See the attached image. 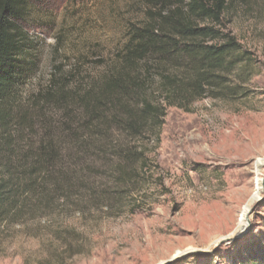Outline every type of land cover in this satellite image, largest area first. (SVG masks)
I'll return each instance as SVG.
<instances>
[{
    "label": "trees",
    "instance_id": "16d2710c",
    "mask_svg": "<svg viewBox=\"0 0 264 264\" xmlns=\"http://www.w3.org/2000/svg\"><path fill=\"white\" fill-rule=\"evenodd\" d=\"M144 1L143 22L130 27L116 62L96 81L71 90L55 80L25 104L21 23L31 0H0V255L25 236L42 241L37 251L48 248L49 264H70L88 252V240L63 216L89 207L124 212L119 201L148 160L137 140L149 133L160 140L168 106L190 110L205 97L249 94L232 75L247 77L252 56L228 20L241 10L264 18V0ZM157 78L163 100L151 97ZM49 112H61L59 119ZM43 219L46 231L33 225ZM240 262L264 264V251Z\"/></svg>",
    "mask_w": 264,
    "mask_h": 264
},
{
    "label": "rangeland",
    "instance_id": "374dc122",
    "mask_svg": "<svg viewBox=\"0 0 264 264\" xmlns=\"http://www.w3.org/2000/svg\"><path fill=\"white\" fill-rule=\"evenodd\" d=\"M146 7L144 0H31L21 23L27 40L21 102L27 104L55 80L71 90L96 81L116 62L128 30L143 22ZM228 21L252 56L247 77L232 75L235 83L245 81L249 94L233 100L205 97L190 110L168 106L160 140L150 133L137 140L148 160L138 169L135 190L119 201L124 212L109 216L89 207L63 216L88 240V252L69 258L70 264L178 259V264H241L247 253L264 251V182L249 232L220 242L237 231L244 206L264 179V18L241 10ZM158 84L157 78L151 97L161 99ZM75 109L79 119L81 110ZM59 114L47 116L59 119ZM33 225L46 231L44 219ZM41 244L20 237L0 255V264H49L48 248L37 251Z\"/></svg>",
    "mask_w": 264,
    "mask_h": 264
},
{
    "label": "bare ground",
    "instance_id": "6f19581e",
    "mask_svg": "<svg viewBox=\"0 0 264 264\" xmlns=\"http://www.w3.org/2000/svg\"><path fill=\"white\" fill-rule=\"evenodd\" d=\"M262 185H263V181L261 182L260 179H259L258 180L257 190L254 192V194H252L250 200L244 206V208H243V210L241 212L240 221L238 222V226H237V229H236L237 231L242 230V228L248 224L247 223L248 222L247 219L249 218V211L251 210V208L253 207L255 202H257V200L261 197V193H262V190H263ZM237 231H235V232H237Z\"/></svg>",
    "mask_w": 264,
    "mask_h": 264
},
{
    "label": "water",
    "instance_id": "95a60500",
    "mask_svg": "<svg viewBox=\"0 0 264 264\" xmlns=\"http://www.w3.org/2000/svg\"><path fill=\"white\" fill-rule=\"evenodd\" d=\"M264 182V179H263ZM262 200V197H260L257 202L253 205V207L251 208V210L249 211V218H248V224L246 226H244L242 228V230L235 232L233 235H228L226 237H224L220 242H224V243H231L233 241H236L238 239H240L242 236H244L246 233L249 232L250 230V214L253 212V210L257 207L258 203ZM198 252H211V251H207V250H198ZM175 261V260H174ZM173 260L171 261H165V262H161L159 264H169V263H173Z\"/></svg>",
    "mask_w": 264,
    "mask_h": 264
}]
</instances>
